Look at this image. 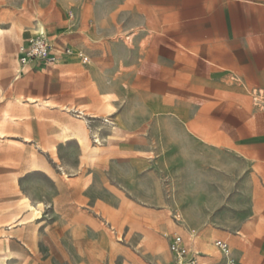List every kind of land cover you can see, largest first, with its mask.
Listing matches in <instances>:
<instances>
[{
    "label": "rangeland",
    "instance_id": "374dc122",
    "mask_svg": "<svg viewBox=\"0 0 264 264\" xmlns=\"http://www.w3.org/2000/svg\"><path fill=\"white\" fill-rule=\"evenodd\" d=\"M213 14L260 16L246 25L264 39V0H0V264H167L183 228L239 264L264 223V160L192 89ZM39 23L69 59L17 77Z\"/></svg>",
    "mask_w": 264,
    "mask_h": 264
},
{
    "label": "crops",
    "instance_id": "0c3cea01",
    "mask_svg": "<svg viewBox=\"0 0 264 264\" xmlns=\"http://www.w3.org/2000/svg\"><path fill=\"white\" fill-rule=\"evenodd\" d=\"M158 14L154 26L162 22L161 11ZM208 19L214 23L211 28L213 37L207 39L205 47L198 46L189 50L190 54L196 56V59L191 57L192 66H196L191 77L192 89L197 88L198 95L205 92L208 104H224L222 110L228 114L227 118L232 123L224 125L226 130L223 134L251 136L249 147L258 153L260 160H264V126L255 121L264 118V39L260 25H246L251 23L250 20H260L261 17L213 14ZM240 23L243 25H239ZM148 24L152 26L151 20ZM64 46L67 44L53 48L61 53ZM60 53L58 58L69 59L63 58L66 55ZM37 64L43 65L39 61H35L33 65ZM247 119L252 121H246ZM200 243L201 238L196 246L202 251ZM207 259L212 264L221 262L213 261L209 254ZM238 263L264 264V223L260 232L252 237L251 244L245 246Z\"/></svg>",
    "mask_w": 264,
    "mask_h": 264
},
{
    "label": "built area",
    "instance_id": "2783aa9c",
    "mask_svg": "<svg viewBox=\"0 0 264 264\" xmlns=\"http://www.w3.org/2000/svg\"><path fill=\"white\" fill-rule=\"evenodd\" d=\"M60 52L55 51L53 46L42 35L30 37L27 42L20 46L16 54V72L20 74L22 69L32 61H39L44 66H50L57 60ZM60 54H70V48L64 46ZM82 63L88 62V56L80 54ZM200 235L190 228L182 231H174L169 241L171 258L167 264H212L207 259L208 254L202 252L197 246ZM213 245L222 255L219 264H235L231 255L230 245L221 238H215Z\"/></svg>",
    "mask_w": 264,
    "mask_h": 264
},
{
    "label": "bare ground",
    "instance_id": "6f19581e",
    "mask_svg": "<svg viewBox=\"0 0 264 264\" xmlns=\"http://www.w3.org/2000/svg\"><path fill=\"white\" fill-rule=\"evenodd\" d=\"M40 24V23H39ZM3 32V30L2 29H0V33H2ZM35 32H36V34L37 35H42L44 32H45V30H44V27H43V25L42 24H40L39 25V28L38 29H36L35 30ZM170 110V109H169ZM160 111V110H159ZM162 111V110H161ZM166 111V110H165ZM164 112V111H163ZM167 112V111H166ZM175 114L178 116V117H182L181 115H180V113H177V112H175ZM175 116V115H174ZM181 119V118H180ZM184 120V119H183ZM180 121V120H179ZM186 123V122H185ZM64 130V129H63ZM63 136V140L64 141H67V142H70V141H72V140H74V139H77L78 141L77 142H79L78 144H80L81 146H84V141H85V139H83L81 136H80V134L78 133V132H75V131H72V134H70V133H68V132H66V131H63V134H62ZM34 170H38L37 168H34ZM160 192V191H159ZM160 194V193H159ZM163 197V196H162ZM25 205H26V207L29 209V216L30 217H32V218H37L38 216H39V214H40V210H41V207H42V205H41V203L38 205V207H34V206H32L31 205V203H30V201H29V198H27V197H23L22 198V200H21ZM28 211V210H27Z\"/></svg>",
    "mask_w": 264,
    "mask_h": 264
}]
</instances>
